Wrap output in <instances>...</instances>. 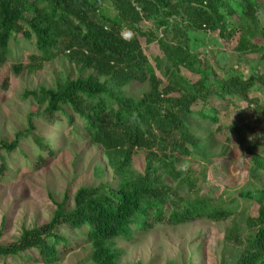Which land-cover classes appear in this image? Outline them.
Masks as SVG:
<instances>
[{
	"label": "trees",
	"instance_id": "obj_1",
	"mask_svg": "<svg viewBox=\"0 0 264 264\" xmlns=\"http://www.w3.org/2000/svg\"><path fill=\"white\" fill-rule=\"evenodd\" d=\"M259 10L257 0H0V65L21 38L34 50L27 63L14 64L16 73L41 69L57 56L67 57L79 73L26 93L44 109L29 113L13 140L0 139V182L15 151L23 153L21 141L36 131L32 119L51 123L60 116L69 123L77 116L118 178L79 187L70 210L68 197L55 203L46 224L24 228L9 244L0 242V260L58 261L76 238L59 232L65 226L91 246L89 264H118L122 248L115 240H134L155 223L241 214L236 198L216 201L199 192L207 166L229 157L218 134L228 143L239 141L250 168L264 172V72L217 67L206 55L230 45L234 55L258 54L264 63V44L253 39L264 38ZM150 44L157 53L147 52ZM133 83L148 88L135 97L126 92ZM235 111L251 112L249 124H239ZM34 138L53 154L50 143ZM140 152L145 170L135 176L133 160ZM186 159L202 170L180 169ZM239 196L255 201L257 215L248 219L245 235L238 223L228 230L225 239L242 250L234 261L219 264H264V184Z\"/></svg>",
	"mask_w": 264,
	"mask_h": 264
},
{
	"label": "rangeland",
	"instance_id": "obj_2",
	"mask_svg": "<svg viewBox=\"0 0 264 264\" xmlns=\"http://www.w3.org/2000/svg\"><path fill=\"white\" fill-rule=\"evenodd\" d=\"M257 1L260 5L259 20L264 29V0ZM130 35L124 34L125 37ZM253 39L260 45L264 44V38L260 35H255ZM208 41L211 42V39ZM18 42L11 45L12 53L0 65V139L13 140L17 132L26 128L28 114L44 109L26 96L28 91L41 86L52 88L65 78L79 74L78 68L65 56L55 57L43 64L41 69L16 73L14 64L27 63V55L34 50L25 40L20 38ZM221 47L222 50L215 56L206 55L217 67L228 69L237 65L243 71L251 69L264 72V63L258 54L239 57L233 54L230 45ZM146 49L150 54L157 53L155 44L148 45ZM147 88V84L133 83L126 92L138 97ZM211 105L217 109L220 107L216 101H212ZM235 112L239 124H249L251 112L249 115L245 111L242 115ZM32 121L36 131L21 141L23 153L15 151L8 161L9 172L0 182V229H3L0 242L4 245L17 240L24 228L46 224L57 208L55 203H60L66 197L68 202L65 208L70 210L79 187L118 181L107 164L104 150L90 142L77 116L70 123L62 116L51 123L36 118ZM203 126L197 127L199 133L207 124ZM37 135L51 144L53 154L39 148L34 138ZM217 137L222 144L228 145L229 157L214 159L207 166L199 196L216 201L236 198L241 214L222 221L196 219L178 225L155 223L146 232H136L134 240H115V245L122 248L118 264H219L222 259L232 262L240 255L242 248L226 240L225 235L235 223H238L241 236L247 233L248 219L257 215L258 206L252 198H243L239 193L260 188L264 184V172L250 168L249 159L238 144L239 141L233 139L228 143L219 134ZM145 165L144 153L134 156L135 176L144 173ZM179 167L183 170L188 167L202 170L201 165L190 159L181 161ZM181 194L186 195V189ZM67 231L76 236L69 239L72 249L61 251L58 261L49 264H89L91 246L67 227L59 230L62 235ZM0 264L48 263L34 260L25 262L20 256H14L0 260Z\"/></svg>",
	"mask_w": 264,
	"mask_h": 264
}]
</instances>
